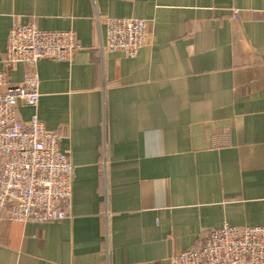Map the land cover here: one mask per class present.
Returning a JSON list of instances; mask_svg holds the SVG:
<instances>
[{"label": "crops", "instance_id": "obj_1", "mask_svg": "<svg viewBox=\"0 0 264 264\" xmlns=\"http://www.w3.org/2000/svg\"><path fill=\"white\" fill-rule=\"evenodd\" d=\"M145 20L132 59L107 52L108 19ZM14 23L72 31L70 61L35 65L18 104L60 135L73 167L66 218L0 211V264H170L223 224L264 226V0H0V69Z\"/></svg>", "mask_w": 264, "mask_h": 264}, {"label": "built area", "instance_id": "obj_2", "mask_svg": "<svg viewBox=\"0 0 264 264\" xmlns=\"http://www.w3.org/2000/svg\"><path fill=\"white\" fill-rule=\"evenodd\" d=\"M107 52L134 58L149 41L145 20L111 18L105 23ZM82 49L72 31L41 30L35 24L14 23L7 36L5 68L27 65L23 80L10 85L0 69V211L17 223H46L67 216L73 167L69 153L58 145L60 135L47 131L32 114L18 119V104L35 109L39 80L34 70L41 59L70 61ZM170 264H264V226L223 224L201 234L194 245L173 256Z\"/></svg>", "mask_w": 264, "mask_h": 264}]
</instances>
